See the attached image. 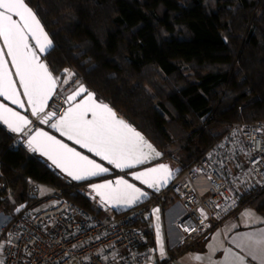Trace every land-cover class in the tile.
I'll use <instances>...</instances> for the list:
<instances>
[{
  "label": "trees",
  "instance_id": "1",
  "mask_svg": "<svg viewBox=\"0 0 264 264\" xmlns=\"http://www.w3.org/2000/svg\"><path fill=\"white\" fill-rule=\"evenodd\" d=\"M25 1L55 43L46 58L53 73L73 69L166 157L178 143L175 179L228 125L264 122V0ZM14 139L0 124V207L13 217L28 200L29 179L67 188L25 145L10 149ZM65 195L96 210L79 187ZM244 201L264 214V190ZM174 202L166 196L157 204ZM148 221L141 229L155 246Z\"/></svg>",
  "mask_w": 264,
  "mask_h": 264
},
{
  "label": "built area",
  "instance_id": "2",
  "mask_svg": "<svg viewBox=\"0 0 264 264\" xmlns=\"http://www.w3.org/2000/svg\"><path fill=\"white\" fill-rule=\"evenodd\" d=\"M53 75L57 90L49 106L42 115L32 118L10 149L25 145L30 135L42 127L43 117L64 116L69 95L83 84L82 77L69 67ZM213 118L210 115L208 119ZM53 172L67 188L29 179L27 202L2 232V264H158L157 249L147 243L141 229L150 207L158 201L171 196L182 208L174 225L180 234L178 245L184 247L205 237L246 206V195L264 190V122L228 125L216 144L166 191L153 197L148 205L122 215L59 170ZM126 175L116 172L113 177ZM45 187L50 189L47 195L43 194ZM76 187L96 210L66 197V190ZM47 199L55 201L43 206Z\"/></svg>",
  "mask_w": 264,
  "mask_h": 264
},
{
  "label": "snow or ice",
  "instance_id": "3",
  "mask_svg": "<svg viewBox=\"0 0 264 264\" xmlns=\"http://www.w3.org/2000/svg\"><path fill=\"white\" fill-rule=\"evenodd\" d=\"M14 16L18 17V20L13 19ZM29 37L35 41V47L39 48L40 52H45L52 44L36 14L26 5L25 0H0V39L3 40V45L7 49V56L11 57L12 66L16 70L15 75L19 77L20 86L24 90L23 95L27 97L32 115L39 117L56 87L57 80L40 61L36 51L29 44ZM85 91L86 89L81 86L74 95L68 97V100H75L77 95ZM0 96L21 108L24 107L12 75L7 70L4 48H0ZM89 114H91V119H88ZM51 118L52 114H49L40 122L47 124ZM0 121L10 131L16 133L22 132L30 124L25 116L4 105H0ZM50 127L81 147L87 148L88 151L106 160L109 164L121 169L145 162L148 159L145 148L150 152H155L141 134L118 119L107 104L96 102L92 93H88L83 103L69 108L64 116L50 124ZM28 146L31 150L40 151L42 155L47 156L57 167L66 171L75 180L107 172L106 168L87 159L46 132L37 131L29 138ZM155 155L160 154L155 153ZM172 176L168 166L161 164L135 174L133 179L141 181L148 187L156 188L163 186ZM93 187L102 198L114 203L131 205L146 195L126 180H117L115 187L112 182ZM101 189L104 191L101 192ZM237 246L244 247L253 259L264 264V237L253 239L250 234ZM161 254L163 255L162 248ZM229 258L230 256L226 255V261ZM235 259L238 264H244L243 257Z\"/></svg>",
  "mask_w": 264,
  "mask_h": 264
},
{
  "label": "crops",
  "instance_id": "4",
  "mask_svg": "<svg viewBox=\"0 0 264 264\" xmlns=\"http://www.w3.org/2000/svg\"><path fill=\"white\" fill-rule=\"evenodd\" d=\"M0 48H3L1 42ZM50 167L52 170L55 169L52 166ZM1 175L2 169L0 163V176ZM45 188L47 189V192L44 195H47L49 194L50 189L48 187ZM21 206L22 204L16 208V212ZM154 206L155 205L151 206L149 209L150 216L152 217L149 216L147 218L149 220V226H147V229L155 233L154 245L158 252L156 258L158 264H238L235 259L236 257H243L244 264H260V261L253 259L244 247L237 246L242 239L250 234L253 236V239H261L264 237V214L258 212L255 208L249 205L244 206L241 210L227 219L221 226L213 229L205 237L195 241L191 245L180 247L178 245L180 234L175 228L174 223L183 213V210L176 202L171 203L166 207L159 205V209L162 210L163 214L165 241L162 255L160 252L161 250L157 247L158 239L155 232L156 225L151 212ZM12 218L13 216L3 212L0 207V243L2 232ZM226 255L230 256L227 261L225 259ZM0 262H2L1 248Z\"/></svg>",
  "mask_w": 264,
  "mask_h": 264
},
{
  "label": "water",
  "instance_id": "5",
  "mask_svg": "<svg viewBox=\"0 0 264 264\" xmlns=\"http://www.w3.org/2000/svg\"><path fill=\"white\" fill-rule=\"evenodd\" d=\"M26 5L35 13V11L27 4V2L25 1ZM36 14V13H35ZM38 20L40 21L41 26L43 27L45 33L48 35L49 39L52 41L51 46L45 51V52H40L39 48L35 47V41L31 39V37H29V44L33 47V50L36 51L37 55L40 58V61L46 65L48 71L52 74V76L54 77L52 71L50 70L47 62H46V58L48 57V55L53 51V49L55 48V43L53 42L52 38L50 37V35L48 34V32L46 31L43 23L41 22V20L39 19L38 15L36 14ZM13 19H17L18 17H13ZM0 42L2 44V47L4 48V52H5V59L7 61V70L11 73L12 75V80L15 84L16 90L20 96V100L23 102L24 107L21 108L19 107L17 104H13L10 100L5 99L3 96H0V105H4L7 108L12 109L13 111L19 112L21 115L25 116L31 124L32 118L37 117V116H33L32 115V109L31 106L28 103L27 97L23 95V88L20 86V82H19V77H17L15 75V68L12 66V61H11V57L7 56V49L4 47L3 45V40L0 39ZM84 89H86L85 92L80 93V95H77L75 100L69 101L68 100V109L71 107H75L77 104L83 103L88 96V93H92L94 100L98 103L101 104H106V103H102L100 101L97 100L95 94L93 92H91L88 87L85 84L81 85ZM80 86V87H81ZM78 87L73 93H71L69 96H72L76 93V91L80 88ZM57 90V83H56V87L53 91V93L51 94V96L49 97V99L46 102V106L44 108V111L40 113V115H42L45 110L47 109V107L49 106L55 92ZM116 114L117 118L124 121L125 123H127L130 127H132L136 132H139L141 134V136L144 138V140L147 142V144H150L152 146V149L155 150V152H150L149 149L145 148L144 151L145 153H148V159L140 164L135 165L134 167H125L123 169L121 168H117L112 164H109L106 160L101 159L99 156L95 155L93 152L88 151L87 148L85 147H81V145L76 144L73 140H69L66 136H62L60 134L59 131H57L56 129L50 127V124L58 121L61 117L59 118H55L52 116V118L48 121L47 124L41 123L42 127L40 129H38L37 131H42V132H46L49 136H53L55 137L56 140H59L61 143L66 144L69 148L74 149L76 152L80 153L82 156L87 157V159L94 161L95 163L101 165L102 167L107 169V172L105 173H100L97 174L95 176H91L88 178H84V179H80V180H75L73 179L71 176H69L67 174L66 171H62L61 168L57 167L56 164H54L51 160L48 159L47 156L42 155L40 151H33L29 148L28 146V140L31 136L35 135V133L37 131H35L33 134L30 135V137L28 138V140L25 142V146L34 154H36L37 156H39L40 158L44 159L46 162H48L52 167H54L55 169L59 170L65 177L69 178L72 182H74L75 184L78 185H82L86 187V190L92 194L99 202L105 204L106 206H108L109 208H111L112 210H114L117 214H126L134 209L140 208L144 205H147L148 203L151 202L153 196H156L160 193H162L163 191H166V189H168V187L170 186V184L172 183H165L163 184V186H157L156 188H152V187H148V185L141 183V181L139 180H135L133 179V176L135 174H139L141 172H145L151 168H153L156 164H158L159 162L163 161L166 159V156L164 155V153L160 152L155 146L154 144H152L150 142V140L140 131H138L131 123H129L118 111H116L112 106H110L109 104H107ZM68 111V110H67ZM39 115V116H40ZM48 116L43 117L42 119H46ZM88 119H91V114H89ZM0 123L15 137L21 135L24 130L30 125H28L26 128H24V130L22 132H12L10 131L7 126L5 124H3L2 121H0ZM155 153H159V156H156ZM116 172H123L126 173L127 175H129V177L124 176V177H113V175ZM175 179V178H174ZM117 180H126L129 184L134 185L136 188H139L142 192L146 193V195L144 197H142L140 199V201H137L131 205L128 204H124V203H114V202H110V201H106V199L102 198V196L100 194H98L97 190L94 189V185H101V184H105L108 182H112L113 187H115V182ZM174 181V180H173ZM101 192H103L104 190H100ZM150 264H154V263H150Z\"/></svg>",
  "mask_w": 264,
  "mask_h": 264
},
{
  "label": "rangeland",
  "instance_id": "6",
  "mask_svg": "<svg viewBox=\"0 0 264 264\" xmlns=\"http://www.w3.org/2000/svg\"><path fill=\"white\" fill-rule=\"evenodd\" d=\"M123 116V115H122ZM225 129L223 128L221 130V133L224 131ZM171 134L173 135L174 137V140L177 141V138L174 136V133L173 131H171ZM181 147L178 145V143L176 144V147H174V149L172 150V153L170 155H168L166 157L165 160L159 162L158 164H156L154 167H158L159 165L161 164H164V165H167L169 170L172 172L173 176L171 179H169L167 181V183H171L173 182L174 178L177 176V173L180 169V165H179V161H180V158L182 157L183 153L181 152ZM153 167V168H154ZM47 192V189L46 188H43V194H45ZM93 196V195H91ZM54 199V198H52ZM52 199H47L44 204H42L43 206H48L50 205L51 203H53L55 200H52ZM41 205V206H42ZM159 210V211H154V210ZM152 215H153V219L155 221V225H156V236H157V239H158V242H157V247L161 250V248L163 249V246H165V241H164V227H163V214H162V210L159 209V205H155L152 210ZM150 216V212H148L146 214V219ZM152 217V216H150ZM159 233V235H158ZM161 252V251H160Z\"/></svg>",
  "mask_w": 264,
  "mask_h": 264
},
{
  "label": "bare ground",
  "instance_id": "7",
  "mask_svg": "<svg viewBox=\"0 0 264 264\" xmlns=\"http://www.w3.org/2000/svg\"><path fill=\"white\" fill-rule=\"evenodd\" d=\"M170 185H171V184H170ZM166 190H167V189H166ZM153 197H155V196H153ZM152 199H153V198H152ZM151 201H152V200H151ZM148 204H149V203H148ZM148 204H147V205H148ZM155 205H157V204H155ZM144 206H145V205H144Z\"/></svg>",
  "mask_w": 264,
  "mask_h": 264
},
{
  "label": "flooded vegetation",
  "instance_id": "8",
  "mask_svg": "<svg viewBox=\"0 0 264 264\" xmlns=\"http://www.w3.org/2000/svg\"><path fill=\"white\" fill-rule=\"evenodd\" d=\"M127 177H129V175H126Z\"/></svg>",
  "mask_w": 264,
  "mask_h": 264
}]
</instances>
